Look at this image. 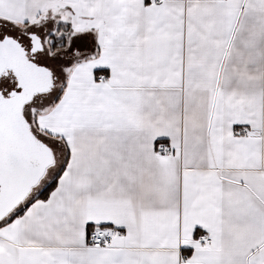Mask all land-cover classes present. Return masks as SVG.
I'll list each match as a JSON object with an SVG mask.
<instances>
[{
	"label": "snow or ice",
	"instance_id": "snow-or-ice-1",
	"mask_svg": "<svg viewBox=\"0 0 264 264\" xmlns=\"http://www.w3.org/2000/svg\"><path fill=\"white\" fill-rule=\"evenodd\" d=\"M0 264H264V0H0Z\"/></svg>",
	"mask_w": 264,
	"mask_h": 264
}]
</instances>
